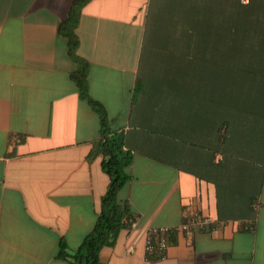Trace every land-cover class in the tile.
<instances>
[{
  "label": "crops",
  "instance_id": "1",
  "mask_svg": "<svg viewBox=\"0 0 264 264\" xmlns=\"http://www.w3.org/2000/svg\"><path fill=\"white\" fill-rule=\"evenodd\" d=\"M74 0H0V264H68L108 185L86 159L99 119L58 33ZM88 93L132 156L118 193L138 219L103 264H264V0H87ZM14 139H19L15 142ZM211 218L145 260L146 227Z\"/></svg>",
  "mask_w": 264,
  "mask_h": 264
},
{
  "label": "trees",
  "instance_id": "2",
  "mask_svg": "<svg viewBox=\"0 0 264 264\" xmlns=\"http://www.w3.org/2000/svg\"><path fill=\"white\" fill-rule=\"evenodd\" d=\"M86 2L87 0H74L71 3L66 18L59 24L58 33L65 39L67 55L75 65L74 71L70 73V79L80 99L89 105L99 119L100 137L93 143L86 159L100 157L101 169L107 175L109 182L101 198L96 221L78 248L72 255H68L64 244L60 243L56 258L67 261L68 264H103L99 259L100 251L112 246L121 230H129L128 221L137 218L128 202L118 199L119 191L129 180L126 169L131 164L132 156L124 149L123 134L110 130L103 105L89 96L88 63L77 53L80 43L76 28L81 8Z\"/></svg>",
  "mask_w": 264,
  "mask_h": 264
},
{
  "label": "built area",
  "instance_id": "3",
  "mask_svg": "<svg viewBox=\"0 0 264 264\" xmlns=\"http://www.w3.org/2000/svg\"><path fill=\"white\" fill-rule=\"evenodd\" d=\"M241 2L247 4L248 0H241ZM14 141L18 143L19 139H14ZM137 221V218L128 221L130 225L129 232L137 229ZM211 224L212 220L207 215L186 213L183 215L181 223L174 227H143L139 230V235L133 240L126 252L128 255H133L136 251L137 239L142 238L145 260L153 257L162 258L176 236H190L196 230H201Z\"/></svg>",
  "mask_w": 264,
  "mask_h": 264
}]
</instances>
